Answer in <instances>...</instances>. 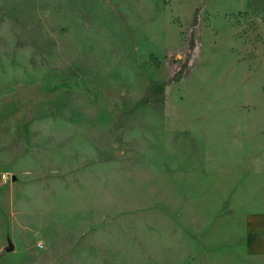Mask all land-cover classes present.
<instances>
[{
  "label": "rangeland",
  "instance_id": "1",
  "mask_svg": "<svg viewBox=\"0 0 264 264\" xmlns=\"http://www.w3.org/2000/svg\"><path fill=\"white\" fill-rule=\"evenodd\" d=\"M0 264H264V0H0Z\"/></svg>",
  "mask_w": 264,
  "mask_h": 264
},
{
  "label": "trees",
  "instance_id": "2",
  "mask_svg": "<svg viewBox=\"0 0 264 264\" xmlns=\"http://www.w3.org/2000/svg\"><path fill=\"white\" fill-rule=\"evenodd\" d=\"M197 22H198V19H197V15L196 17L194 18V21H193V28L196 27L197 25ZM194 48V43H192V46H191V49ZM190 59V55L188 56V60ZM183 73L182 71L181 72H175L174 73V79H180L182 77Z\"/></svg>",
  "mask_w": 264,
  "mask_h": 264
},
{
  "label": "water",
  "instance_id": "3",
  "mask_svg": "<svg viewBox=\"0 0 264 264\" xmlns=\"http://www.w3.org/2000/svg\"><path fill=\"white\" fill-rule=\"evenodd\" d=\"M15 179V178H14ZM12 251V248L9 249V252Z\"/></svg>",
  "mask_w": 264,
  "mask_h": 264
}]
</instances>
